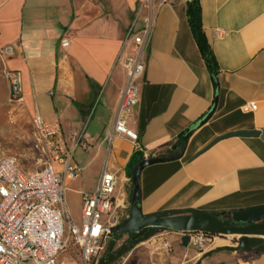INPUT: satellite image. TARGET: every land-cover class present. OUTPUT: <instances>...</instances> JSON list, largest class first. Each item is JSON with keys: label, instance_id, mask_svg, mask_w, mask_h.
<instances>
[{"label": "crops", "instance_id": "1", "mask_svg": "<svg viewBox=\"0 0 264 264\" xmlns=\"http://www.w3.org/2000/svg\"><path fill=\"white\" fill-rule=\"evenodd\" d=\"M199 2L203 30L220 70L218 90L189 26L188 0H0V113L11 103L5 72L17 71L22 77L20 104L33 130L29 140L41 166L29 170L18 159L19 164L27 173L48 163L61 170L35 143L40 127L59 124L64 148L73 154L70 162L81 169L78 178L68 181L66 196L76 221L83 194L97 189L105 168L117 179L112 217L116 224L126 220L133 155L140 152L149 159L165 154L193 127L179 159L142 172L143 214H220L264 206V0ZM138 14L136 32L150 15L154 27L130 124L138 134L134 143L116 136L114 125L126 85L124 63L131 53L127 35ZM8 47L13 49L10 56L4 53ZM216 100L212 118L199 125ZM251 103L257 111L244 112ZM237 132L257 135L224 139L204 152L216 139ZM74 135L80 137V147ZM183 237L165 230L133 250L126 264H264V254L224 250L237 247V238L216 237L201 251L191 243L185 247ZM128 239L124 234V242Z\"/></svg>", "mask_w": 264, "mask_h": 264}, {"label": "built area", "instance_id": "2", "mask_svg": "<svg viewBox=\"0 0 264 264\" xmlns=\"http://www.w3.org/2000/svg\"><path fill=\"white\" fill-rule=\"evenodd\" d=\"M173 0H164V2ZM139 14L132 23L127 41L131 53L125 59L126 85L122 92L114 125L116 136H124L136 143L138 134L130 128L140 101L139 82L145 71L144 54L154 27L153 16L142 19L144 27L136 32ZM63 43V46H67ZM12 55L13 49L4 50ZM10 88V102H23L22 77L17 71H6ZM255 103L243 107L255 112ZM80 137L74 135L76 147ZM36 145L50 159L61 166L56 170L48 163L37 172H23L16 157L0 151V264H77L63 260L72 250L83 264H97L106 255L112 240L111 229L116 226L112 209L116 201L117 179L106 168L94 192L82 196L81 218L76 221L67 208L68 181L81 174L70 162L73 154L64 148L63 132L59 124L38 129ZM139 150V148H138ZM217 236L204 233L190 235V243L204 250Z\"/></svg>", "mask_w": 264, "mask_h": 264}, {"label": "water", "instance_id": "3", "mask_svg": "<svg viewBox=\"0 0 264 264\" xmlns=\"http://www.w3.org/2000/svg\"><path fill=\"white\" fill-rule=\"evenodd\" d=\"M217 100L212 111L200 122L206 124L214 115ZM257 132H237L225 135L212 142L205 150L218 142L232 137H254ZM174 160L173 157H156L145 159L137 164L132 172L133 192L131 195L129 216L126 220L111 229V238L118 234L133 236L120 249L104 256L97 264H114L128 255L136 247L151 240L165 230L179 232L184 235L182 242L185 247L190 243V235L204 233L217 237H234L238 240L237 247L225 248L232 252H255L264 254V206L234 211L229 218L218 213H207L196 210H181L144 215L141 207L140 177L142 172L153 165ZM210 254L205 255L208 257ZM200 264V262L198 263Z\"/></svg>", "mask_w": 264, "mask_h": 264}, {"label": "rangeland", "instance_id": "4", "mask_svg": "<svg viewBox=\"0 0 264 264\" xmlns=\"http://www.w3.org/2000/svg\"><path fill=\"white\" fill-rule=\"evenodd\" d=\"M32 131H33L32 126L27 117L26 109L23 104L10 103L8 108H6L5 112L3 114L0 113V148L3 151L8 152L10 155L22 161V163L26 164L29 170L30 169L33 170L34 168L33 166L35 165L41 166V163L36 158L37 157L36 154L33 153V143L29 140V138H31V136L29 137V135L32 134ZM130 190L131 191H130L129 200L127 202V209L125 215L127 212H129L130 209V202H131V195L133 192V188H131ZM118 236L115 239V247L112 253L120 249L126 243L123 240L124 235H122L121 237ZM157 236L158 235L154 236L149 241L154 242ZM149 241L142 243L135 249L139 248L144 244H147ZM112 243L113 241H111L109 247ZM147 250H149L150 252L151 249L147 247ZM129 254L124 256L122 259H120L114 264H126ZM62 259L73 260L77 264H83L80 255L73 250L65 254ZM141 263L144 264L145 262H141ZM141 263L139 261H135V263L133 264H141Z\"/></svg>", "mask_w": 264, "mask_h": 264}, {"label": "trees", "instance_id": "5", "mask_svg": "<svg viewBox=\"0 0 264 264\" xmlns=\"http://www.w3.org/2000/svg\"><path fill=\"white\" fill-rule=\"evenodd\" d=\"M187 17H188V23L191 28L192 34L194 36V39L196 41V44L201 52V55L206 63V66L208 68V71L211 75L212 81L214 83V86L216 90H218V75H219V67L217 60L214 56L213 50L211 45L209 44V41L206 37V34L203 30V23H202V9L199 0H188L187 4ZM196 127L190 128L186 132L182 133L178 140L175 142V144L171 147V149L167 150L165 154H159L157 157H167L171 156L174 158V160L179 159L188 142V139L190 136L194 133ZM145 160L144 156L137 152L133 155L129 165H128V176L129 178L132 177V172L134 167ZM219 214V213H218ZM221 216L225 218H229L231 213L230 212H223L220 213ZM124 234H119L118 237H121ZM133 236H129V239L126 242H129ZM120 239V238H119ZM115 247V241L110 245L108 251L106 252V256L110 255L113 252V249Z\"/></svg>", "mask_w": 264, "mask_h": 264}]
</instances>
